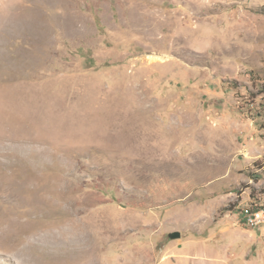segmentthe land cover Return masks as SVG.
Instances as JSON below:
<instances>
[{
  "label": "rangeland",
  "instance_id": "rangeland-1",
  "mask_svg": "<svg viewBox=\"0 0 264 264\" xmlns=\"http://www.w3.org/2000/svg\"><path fill=\"white\" fill-rule=\"evenodd\" d=\"M263 200L264 0H0V264H264Z\"/></svg>",
  "mask_w": 264,
  "mask_h": 264
},
{
  "label": "built area",
  "instance_id": "built-area-1",
  "mask_svg": "<svg viewBox=\"0 0 264 264\" xmlns=\"http://www.w3.org/2000/svg\"><path fill=\"white\" fill-rule=\"evenodd\" d=\"M241 222L247 228H264V200L258 204L252 203L251 207L242 210Z\"/></svg>",
  "mask_w": 264,
  "mask_h": 264
},
{
  "label": "water",
  "instance_id": "water-1",
  "mask_svg": "<svg viewBox=\"0 0 264 264\" xmlns=\"http://www.w3.org/2000/svg\"><path fill=\"white\" fill-rule=\"evenodd\" d=\"M171 239H178L180 237V233L179 232H173L170 234L169 236Z\"/></svg>",
  "mask_w": 264,
  "mask_h": 264
},
{
  "label": "bare ground",
  "instance_id": "bare-ground-1",
  "mask_svg": "<svg viewBox=\"0 0 264 264\" xmlns=\"http://www.w3.org/2000/svg\"><path fill=\"white\" fill-rule=\"evenodd\" d=\"M153 60H154V59H153ZM149 61H150V60H149ZM152 63H153V62H152ZM35 194H36V192H35ZM32 195H33V194H32ZM3 197H4V196H3ZM9 199H10V197H9L8 195H6L4 201L7 202Z\"/></svg>",
  "mask_w": 264,
  "mask_h": 264
}]
</instances>
